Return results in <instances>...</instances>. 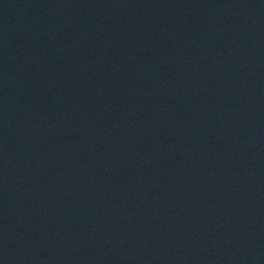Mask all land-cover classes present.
Segmentation results:
<instances>
[{
	"label": "water",
	"instance_id": "water-1",
	"mask_svg": "<svg viewBox=\"0 0 264 264\" xmlns=\"http://www.w3.org/2000/svg\"><path fill=\"white\" fill-rule=\"evenodd\" d=\"M0 264H264V0H0Z\"/></svg>",
	"mask_w": 264,
	"mask_h": 264
}]
</instances>
